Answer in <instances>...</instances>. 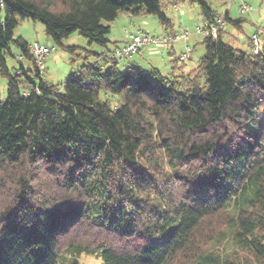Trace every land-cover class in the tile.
I'll use <instances>...</instances> for the list:
<instances>
[{
    "label": "trees",
    "instance_id": "1",
    "mask_svg": "<svg viewBox=\"0 0 264 264\" xmlns=\"http://www.w3.org/2000/svg\"><path fill=\"white\" fill-rule=\"evenodd\" d=\"M227 4L0 0V264H264V15L254 50L252 34L229 33L246 19ZM180 5L202 18L191 70V48L168 52L165 73L111 56L119 14L171 33ZM25 19L82 61L60 82L14 37ZM73 32L102 50L63 45Z\"/></svg>",
    "mask_w": 264,
    "mask_h": 264
},
{
    "label": "rangeland",
    "instance_id": "2",
    "mask_svg": "<svg viewBox=\"0 0 264 264\" xmlns=\"http://www.w3.org/2000/svg\"><path fill=\"white\" fill-rule=\"evenodd\" d=\"M242 5L247 6L248 9H245V11L241 13L240 10ZM178 8V11L173 10L168 12L174 26L173 31L179 32L187 30L191 33L188 43L191 47L193 46L196 48V50L192 52L190 60L196 61L200 52L203 53L204 51L202 44L198 42L195 43V40L200 38V35L198 33L196 34V25L199 28L202 27V18L198 15L196 5H180ZM225 8L229 10L232 17H238L241 14L246 19V21L242 23L241 29V35L244 38V36L251 35L255 31L256 25L260 24L262 21L264 15V0H228L227 7ZM109 25L110 31L108 37L111 41H116L118 43H122L129 34H135L138 31L148 33L154 37H159L165 33L163 26L159 24L157 18L152 15L136 16L119 14ZM228 29L232 30V27L228 26ZM235 32L237 34V31L233 29L232 33L235 34ZM13 34L14 37L21 36L29 44L39 42L52 48V51L48 55L52 60H46V64L44 65V67H47V70L45 68L46 75L44 77H46V80L50 83L56 84L60 82L66 77L71 68H76V66L82 62L81 60H76L72 65L71 59L75 57L56 46L55 43L44 34L43 26L38 21H32L30 19L20 21ZM179 43L180 41L174 44L176 53L180 49V46H178ZM62 44L84 48L88 47L86 39L79 35L78 32H73L67 38H64ZM91 46L94 48L99 47L95 44ZM108 46L112 45L110 44ZM157 49L159 53L156 56H149L144 47H142V52L139 55H134L133 59L142 69H148L150 65L147 61H149L148 58L150 57V61H152L151 65L159 68L161 72L165 73V71L169 70L165 61H169L171 57L168 55L166 48L159 47ZM11 51L12 53L16 51L13 46H11ZM47 57L45 59H47ZM6 63L12 70L18 66L17 59L12 56L6 58ZM23 64L26 65L25 60H23ZM5 92L6 79L0 75V101L5 99ZM77 259L80 264H101V259L93 255L80 254Z\"/></svg>",
    "mask_w": 264,
    "mask_h": 264
},
{
    "label": "built area",
    "instance_id": "3",
    "mask_svg": "<svg viewBox=\"0 0 264 264\" xmlns=\"http://www.w3.org/2000/svg\"><path fill=\"white\" fill-rule=\"evenodd\" d=\"M245 9H248L247 6L242 5L240 12H244ZM218 25H222L221 20H217ZM216 27H212L211 34L214 36ZM196 32L202 34L201 28L196 26ZM188 33L187 31H175L171 33H164L159 37L151 36L148 33L141 31L136 32L135 34H129L125 42L117 46L111 53L113 58L124 59L136 54L142 47L147 45H160V46H172L174 43L186 39ZM251 39L254 44V50L257 49V37L256 33L251 35ZM29 49L32 54L34 64L39 68L40 73H44L45 58L52 51V48L49 46L33 42L29 44ZM190 47L186 46L184 51L178 56L179 60H185L189 55ZM20 60V57L19 59Z\"/></svg>",
    "mask_w": 264,
    "mask_h": 264
},
{
    "label": "crops",
    "instance_id": "4",
    "mask_svg": "<svg viewBox=\"0 0 264 264\" xmlns=\"http://www.w3.org/2000/svg\"><path fill=\"white\" fill-rule=\"evenodd\" d=\"M178 11L179 10V8L178 7H176V8H173V9H170L169 11ZM197 26V25H196ZM173 28H174V26H173ZM228 29V28H227ZM183 30V29H182ZM185 31H187V30H185ZM229 31V33L230 34H233L232 33V31H233V29L232 30H228ZM187 33H188V35H187V37H186V39H183V40H180V43H179V45L178 46H180V49H179V51L176 53L175 52V47H174V44L172 45V46H169V48H167V47H164V48H166V50H167V53L168 52H171V53H173V54H175V57H177L181 52H183L184 51V48L186 47V46H189L190 48H191V53H190V55H189V59H188V61H185V65H186V70L188 71V70H191L195 65H196V63H197V60H198V58H199V56L202 54V52H200V55L197 57V60L196 61H192V60H190V58H191V56H192V52L193 51H195L196 50V48H194L193 46L191 47L190 45H189V43H188V39H189V36L191 35V33H189L188 31H187ZM196 34H197V32H196ZM199 35H200V38L199 39H196L195 40V43L196 42H198V43H200L201 42V40H202V34H200V33H198ZM233 35H235V37L237 38V40H239L238 42H240V40H241V38H242V35L240 34V33H237L236 34V32H235V34H233ZM128 38V37H127ZM127 38H125V40H123L122 42H124V41H126L127 40ZM179 42V41H178ZM177 43V42H176ZM88 46V45H87ZM159 47H163V46H160V45H155V44H153V45H147V46H144V49L146 50V52H147V54L149 55V56H156L158 53H159V50L157 49V48H159ZM84 48V47H83ZM87 48H89V50H92V51H94V52H100L101 50H102V48L101 47H96V48H94V47H92L91 45L90 46H88ZM142 51H141V49L139 50V52L137 53V55H139L140 53H141ZM134 56V55H133ZM133 56H132V60H134L133 59ZM50 58H49V56L47 57V59H45V62H46V60L48 61ZM50 60H52V59H50ZM49 60V61H50ZM148 60L149 61H147V63L149 64V65H151L152 64V61H150L151 60V58L149 57L148 58ZM190 60V61H189ZM46 64V63H45ZM165 64H167V66H168V68L170 67V61H165ZM166 67V66H165ZM46 70H47V67H46ZM71 70H72V68H71ZM70 70V71H71ZM69 71V72H70ZM68 72V73H69ZM166 72V71H165Z\"/></svg>",
    "mask_w": 264,
    "mask_h": 264
}]
</instances>
